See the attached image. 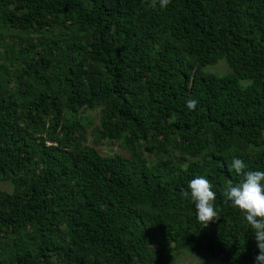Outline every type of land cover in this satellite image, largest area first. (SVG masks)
Segmentation results:
<instances>
[{"label": "trees", "instance_id": "obj_1", "mask_svg": "<svg viewBox=\"0 0 264 264\" xmlns=\"http://www.w3.org/2000/svg\"><path fill=\"white\" fill-rule=\"evenodd\" d=\"M233 158L264 171V0H0V264H254Z\"/></svg>", "mask_w": 264, "mask_h": 264}, {"label": "clouds", "instance_id": "obj_2", "mask_svg": "<svg viewBox=\"0 0 264 264\" xmlns=\"http://www.w3.org/2000/svg\"><path fill=\"white\" fill-rule=\"evenodd\" d=\"M160 7H167L169 0H159ZM198 101L189 99L186 106L195 110ZM240 158H233L231 169L242 178L236 183H228L223 195L233 208L239 209L244 220L254 233L259 254L254 259V264H264V171L247 170ZM212 184L204 175H197L187 184V189L182 195L190 197L195 206V215L198 223L207 227L210 222L218 218L215 207L216 193Z\"/></svg>", "mask_w": 264, "mask_h": 264}, {"label": "rangeland", "instance_id": "obj_3", "mask_svg": "<svg viewBox=\"0 0 264 264\" xmlns=\"http://www.w3.org/2000/svg\"><path fill=\"white\" fill-rule=\"evenodd\" d=\"M209 72L214 73L216 75H224L229 72L226 62L220 61L216 65L209 66L206 68ZM98 150L101 153H105L106 155H114L120 151V149L116 146H106L103 143L98 147ZM0 189L11 190V187L6 183H0ZM173 264H226L219 259H204L200 256L192 255L186 251H178L174 255Z\"/></svg>", "mask_w": 264, "mask_h": 264}]
</instances>
